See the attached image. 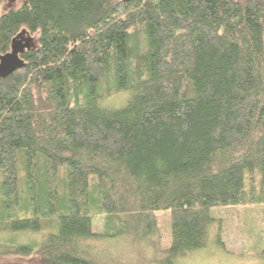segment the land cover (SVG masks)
<instances>
[{
  "label": "trees",
  "instance_id": "trees-1",
  "mask_svg": "<svg viewBox=\"0 0 264 264\" xmlns=\"http://www.w3.org/2000/svg\"><path fill=\"white\" fill-rule=\"evenodd\" d=\"M10 1L0 264H176L264 207V0Z\"/></svg>",
  "mask_w": 264,
  "mask_h": 264
},
{
  "label": "rangeland",
  "instance_id": "rangeland-1",
  "mask_svg": "<svg viewBox=\"0 0 264 264\" xmlns=\"http://www.w3.org/2000/svg\"><path fill=\"white\" fill-rule=\"evenodd\" d=\"M21 0H11L18 4ZM9 3L5 2V6ZM106 98L108 104H117L123 95ZM122 104V103H121ZM114 105V106H120ZM218 235L222 247L209 242L205 247L196 249L181 257L176 264H259L260 248L264 247V207L255 205L227 206L219 209ZM158 223L163 235L167 236V222L159 217ZM19 242L35 246L39 242L38 232L17 234ZM13 260H23L16 257ZM12 260V261H13Z\"/></svg>",
  "mask_w": 264,
  "mask_h": 264
},
{
  "label": "water",
  "instance_id": "water-1",
  "mask_svg": "<svg viewBox=\"0 0 264 264\" xmlns=\"http://www.w3.org/2000/svg\"><path fill=\"white\" fill-rule=\"evenodd\" d=\"M26 47H29L28 41H22L21 39L12 40L10 51L0 56V77L10 74L22 65L19 53Z\"/></svg>",
  "mask_w": 264,
  "mask_h": 264
}]
</instances>
